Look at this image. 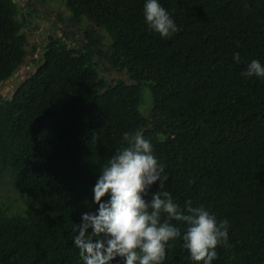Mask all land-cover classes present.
<instances>
[{
	"label": "trees",
	"instance_id": "1",
	"mask_svg": "<svg viewBox=\"0 0 264 264\" xmlns=\"http://www.w3.org/2000/svg\"><path fill=\"white\" fill-rule=\"evenodd\" d=\"M59 1L60 39L0 95V264H81L72 226L95 209L91 188L122 133L137 130L182 211L191 201L228 220L213 264H264V80L241 75L264 64V0H160L180 29L167 39L145 24L144 0ZM26 23L0 0V83L27 57ZM113 69L115 80L100 75ZM171 243L163 264H194Z\"/></svg>",
	"mask_w": 264,
	"mask_h": 264
},
{
	"label": "clouds",
	"instance_id": "2",
	"mask_svg": "<svg viewBox=\"0 0 264 264\" xmlns=\"http://www.w3.org/2000/svg\"><path fill=\"white\" fill-rule=\"evenodd\" d=\"M148 29L167 39L180 29L160 0H144ZM241 62L239 52L233 54ZM241 75L264 80V64L247 63ZM123 146L99 170L91 188L94 210L80 214L72 226V244L81 264H163L172 241L181 240L194 264H213L217 248L229 247V222L218 220L203 205L186 210L164 190L166 166L142 131L122 133ZM158 184L157 191H151ZM181 222V225L172 223Z\"/></svg>",
	"mask_w": 264,
	"mask_h": 264
},
{
	"label": "rangeland",
	"instance_id": "3",
	"mask_svg": "<svg viewBox=\"0 0 264 264\" xmlns=\"http://www.w3.org/2000/svg\"><path fill=\"white\" fill-rule=\"evenodd\" d=\"M15 1L19 7V18H25L27 21L22 31L26 34L29 42L27 46L28 54L14 74L0 83V95L4 98H10L15 92L18 84L36 70L40 63L43 46L47 42L48 36L53 35L56 36V38L61 37L60 30L54 25L56 22L54 23L53 17L56 14V10H65V5L61 1L58 2V0H43L42 9L37 6V10H32V3L29 0ZM86 27L96 28L90 22H86ZM96 29L98 30L99 28ZM33 46L35 47L34 52L32 51ZM69 46H72V44H69ZM100 75L108 80H115L116 77L122 74L117 73V71L113 69L107 72L101 71ZM2 193L4 196L18 198L8 185L3 186ZM20 203H22V200Z\"/></svg>",
	"mask_w": 264,
	"mask_h": 264
},
{
	"label": "water",
	"instance_id": "4",
	"mask_svg": "<svg viewBox=\"0 0 264 264\" xmlns=\"http://www.w3.org/2000/svg\"><path fill=\"white\" fill-rule=\"evenodd\" d=\"M84 34H86V31H84ZM60 38H55V40H59ZM73 46H69V48L71 49Z\"/></svg>",
	"mask_w": 264,
	"mask_h": 264
}]
</instances>
